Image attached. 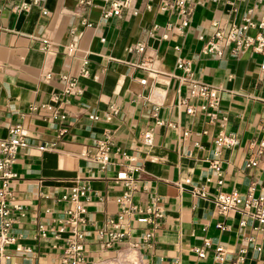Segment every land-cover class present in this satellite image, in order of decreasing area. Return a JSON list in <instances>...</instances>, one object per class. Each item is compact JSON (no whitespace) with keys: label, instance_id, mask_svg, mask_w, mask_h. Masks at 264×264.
I'll use <instances>...</instances> for the list:
<instances>
[{"label":"crops","instance_id":"1","mask_svg":"<svg viewBox=\"0 0 264 264\" xmlns=\"http://www.w3.org/2000/svg\"><path fill=\"white\" fill-rule=\"evenodd\" d=\"M78 1L1 0L0 140L19 125L26 143L11 169L16 178L9 192L22 211L13 214L10 233L31 252L18 254L15 245H6L0 264H59L70 237L67 229L59 231L67 208L61 198L80 183L89 188L83 203L84 264H264V225L241 207L220 214L213 204L219 191L243 196L252 187L256 195L264 186L262 59L250 48L238 56L227 48L221 59L201 52L216 28L244 19L254 23L246 32L254 37L264 0L195 3L186 27L180 17L159 9L161 0L148 1V9L146 0H134L136 16L124 11L105 23L102 1L85 11ZM71 32L77 50L69 56ZM137 44H143L142 52L131 50ZM82 57L90 75L79 81L82 93L65 103L60 76H76ZM178 58L218 91L214 120L180 84ZM179 99L193 113L177 105ZM32 105L54 109L31 112ZM111 109L117 113L107 119ZM155 110L163 126L154 127ZM148 130L149 145L142 140ZM105 134L109 160L102 166L96 144ZM218 135L232 143L217 146ZM129 157L140 169L132 173L131 202L141 214H121L116 203L125 190L117 177L126 172ZM250 157L256 165L245 167ZM151 208L160 217L138 222ZM110 233L121 236L105 247ZM217 247L223 249L220 259ZM195 248L203 249V259Z\"/></svg>","mask_w":264,"mask_h":264},{"label":"built area","instance_id":"2","mask_svg":"<svg viewBox=\"0 0 264 264\" xmlns=\"http://www.w3.org/2000/svg\"><path fill=\"white\" fill-rule=\"evenodd\" d=\"M96 1H102L104 4L101 8V22L105 23L111 18H120L124 11L129 12L132 16L138 14V10L133 7L134 0H79L78 7L83 11L89 10L94 7ZM145 5L146 9L150 8L148 1ZM210 0H161L159 9L169 14H175L181 19V26L186 27L189 22L190 15L193 11L194 4H202ZM26 9V7H22ZM1 0H0V14H1ZM20 9V8H18ZM46 15V12L43 11ZM85 26H89V23L82 21ZM254 23L250 19H244L240 25L231 24L225 29L216 28L212 38L203 43L201 52L204 54H210L217 59H221L224 56L225 50L230 48V54L238 56L243 50L250 48L253 53L259 55L262 59L260 68L264 70V15L261 16L257 22L258 32L254 37H249L246 32L249 28L253 27ZM72 34V40L66 45V53L71 56L76 52L75 36ZM202 40V39H201ZM144 49L143 44H137L131 48L136 52H142ZM88 59L82 57L80 68L76 76L61 75L60 81L63 83V89L61 96L67 103L69 99L79 96L82 90L79 86V81L89 77V65ZM174 68L179 71L178 79L181 85H186L188 97L201 101L199 104V110L203 112L209 119L214 120L216 113L219 110V95L218 91L203 83L198 78V75L193 71L190 64L183 58H178L175 62ZM179 106H186L185 99H179L177 102ZM45 109L52 111L54 108L51 106L38 107L32 105L29 107V111L36 112L39 109ZM187 114L193 113L191 106L185 107ZM117 113L116 109H111L106 118L110 119ZM154 127L163 126L164 123L158 119L156 110L153 113ZM61 118H63L61 116ZM91 120H96V117L91 116ZM152 130H148L143 134L142 140L145 144L149 145L152 141ZM184 136L187 132L183 133ZM217 146L231 144L232 139L226 138L222 135H218L215 140ZM25 140L21 133V127L15 125L8 130V136L4 140H0V253L3 247L6 245H15V252L18 254L30 253L29 248H23L20 245L15 244V238L11 235V226L13 224V214L21 213L22 209L18 205L12 195L9 192L10 183L16 178V174L12 172V166L14 165L17 154L21 148L25 146ZM109 137L107 134L96 144L97 154L96 161L102 166L109 160L108 147ZM264 143L260 144L263 147ZM46 147H40V151L46 150ZM260 154L257 151L256 156ZM130 165L127 167L125 173L118 175L117 180L120 181L124 187L123 193L116 199V203L121 208V214L125 213H142L135 205L132 204V192L135 190V179L132 177V173L139 171V167L134 165L133 158H127ZM256 165V159L250 157L245 167H253ZM212 168L216 173L219 172V166L217 162L212 163ZM189 181H185L188 183ZM218 185H222L221 181L217 182ZM89 188L87 184L80 183L74 186L62 196L61 200L67 204V208L64 211L63 218L59 221V231L67 229L70 237L62 247L61 257L59 264H84V241L85 232L82 227L85 224V207L83 205ZM196 195L204 196L202 191H195ZM213 204L220 214H226L227 212L241 207L245 214L252 217L260 226L264 225V186L260 189L258 194L254 195V189L250 187L245 195H240L237 191L231 192H218L213 198ZM144 213L147 216L140 217L138 222L146 223L149 221L148 216L152 215L154 218H159L160 213L156 209H146ZM98 237L102 236L101 231H97ZM40 236L45 237V231L40 227ZM121 235L117 233L108 234L109 242L105 244L108 247L112 241L119 238ZM151 234H147L149 238ZM195 255L199 259L204 258V251L201 248L193 249ZM223 249L217 247L215 249V256L221 258ZM172 264H177L176 262Z\"/></svg>","mask_w":264,"mask_h":264}]
</instances>
